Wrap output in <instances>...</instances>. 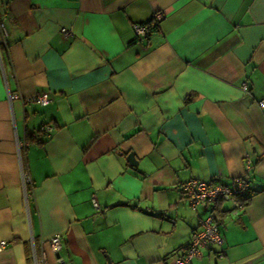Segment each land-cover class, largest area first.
<instances>
[{"label": "crops", "instance_id": "crops-1", "mask_svg": "<svg viewBox=\"0 0 264 264\" xmlns=\"http://www.w3.org/2000/svg\"><path fill=\"white\" fill-rule=\"evenodd\" d=\"M0 15V264H57L56 235L61 264H166L208 215L223 244L191 264H264V0H0ZM190 179H245L249 199L191 209Z\"/></svg>", "mask_w": 264, "mask_h": 264}, {"label": "built area", "instance_id": "built-area-1", "mask_svg": "<svg viewBox=\"0 0 264 264\" xmlns=\"http://www.w3.org/2000/svg\"><path fill=\"white\" fill-rule=\"evenodd\" d=\"M162 15L158 12L153 15V22L156 24L161 22ZM61 33L68 37L71 34L65 29ZM148 26L136 24L134 25V40L139 42L147 39ZM6 29L4 25V18L0 15V36L1 43L4 44V36ZM243 92H248L247 83L241 86ZM20 96L16 94H8V102L19 100ZM28 103L39 106H46L49 103V96L46 93L36 95L27 100ZM260 109H264V100L258 103ZM46 137H49L52 132V127L44 126L40 129ZM18 155L20 157V149L26 147L25 143H18ZM21 181L24 189L25 197L27 198V185H30V179L25 172H21ZM249 184L245 179H234L230 185L222 184L217 181H202L197 179H190L181 185V193L184 201L191 209L197 207H205L218 202H232L235 209H240L244 206L242 198L247 194ZM96 208V204L93 202ZM45 242L41 241L40 246L43 247ZM50 252L56 257L61 250V237L56 235L47 242ZM223 244L222 236L219 233L218 223L213 215H208L199 220L198 229L193 231L190 239L182 252L177 256L169 257L166 264H191L192 260L200 256L202 248L209 249L211 247L220 248ZM4 243H0V250L4 247ZM46 254L42 250L39 258L32 255V264H46ZM56 263L61 264L60 258L56 257Z\"/></svg>", "mask_w": 264, "mask_h": 264}, {"label": "trees", "instance_id": "trees-1", "mask_svg": "<svg viewBox=\"0 0 264 264\" xmlns=\"http://www.w3.org/2000/svg\"><path fill=\"white\" fill-rule=\"evenodd\" d=\"M159 24H160V22H158V23H154L153 22V16L151 17V19L150 20H148L147 22H144V23H141V25H147L148 26V33H147V38L154 32V31H156L157 29H158V27H159ZM43 107V106H42ZM44 126H48V124H44V125H42V126H40V128L38 129V131H37V135H35V137L37 138L38 136H41V135H43V136H45V134L40 130L41 129V127H44ZM32 140H34V136L32 135V136H28L27 138H26V143L27 144H29V143H31L30 141H32ZM249 191H250V188H249V190H248V192H247V194L242 198V203H244V204H246L247 203V201H248V199H249ZM219 203V202H218Z\"/></svg>", "mask_w": 264, "mask_h": 264}, {"label": "water", "instance_id": "water-1", "mask_svg": "<svg viewBox=\"0 0 264 264\" xmlns=\"http://www.w3.org/2000/svg\"><path fill=\"white\" fill-rule=\"evenodd\" d=\"M126 160L128 161V164H129L130 166H132V167H135V166H136V162H135V160H134V157H133V154H132V153H130V154L127 156ZM56 257L59 258V254H58Z\"/></svg>", "mask_w": 264, "mask_h": 264}]
</instances>
